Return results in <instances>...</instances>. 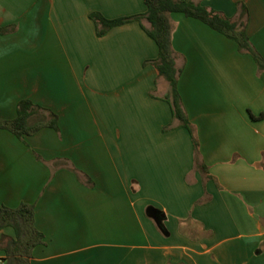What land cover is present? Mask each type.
Instances as JSON below:
<instances>
[{"label": "crops", "instance_id": "crops-1", "mask_svg": "<svg viewBox=\"0 0 264 264\" xmlns=\"http://www.w3.org/2000/svg\"><path fill=\"white\" fill-rule=\"evenodd\" d=\"M236 19L264 59V0H184ZM143 0H0V119L28 99L57 116L0 128V204L33 206L31 264H264V71L203 22L171 15L177 87L198 140L163 99ZM146 24V23H144ZM11 238V227L0 229ZM6 254L0 245V264Z\"/></svg>", "mask_w": 264, "mask_h": 264}, {"label": "trees", "instance_id": "trees-1", "mask_svg": "<svg viewBox=\"0 0 264 264\" xmlns=\"http://www.w3.org/2000/svg\"><path fill=\"white\" fill-rule=\"evenodd\" d=\"M143 1L146 10L140 14L108 19L98 12H92L90 13V18L96 26L98 36H102L115 26L129 21H138L147 35L155 41L158 47V55L151 62L156 67L158 75L163 77L168 83V91L163 96V99L170 104L172 113V123L166 126L165 129L172 127L173 122H176L177 125L188 130L195 151V167L208 177L207 168L200 161L199 145L194 127L183 108L177 87L181 69L176 65L172 48L171 36L174 23L171 15L179 13L185 17L197 19L212 30L233 40L237 44L238 50L251 55L258 68L264 71V59L253 48L245 31L247 10L243 5H239V14L236 19H232L193 1ZM14 30L15 26L0 28V33ZM43 127H51L58 130L57 116L50 110L36 105L28 99L18 102L14 118L0 119V128L9 130L18 138L32 135ZM5 227L13 228L14 236L11 238L3 236L1 239L0 245L6 254L3 264H31L30 258L33 248L43 242V235L34 227L33 206L20 203L17 207L11 208L0 204V229Z\"/></svg>", "mask_w": 264, "mask_h": 264}, {"label": "rangeland", "instance_id": "rangeland-1", "mask_svg": "<svg viewBox=\"0 0 264 264\" xmlns=\"http://www.w3.org/2000/svg\"><path fill=\"white\" fill-rule=\"evenodd\" d=\"M6 33V32H5Z\"/></svg>", "mask_w": 264, "mask_h": 264}]
</instances>
